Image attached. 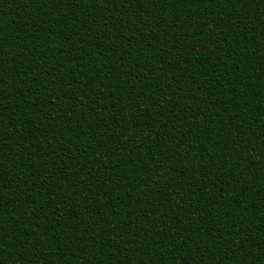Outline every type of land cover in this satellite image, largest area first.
Masks as SVG:
<instances>
[{"label": "trees", "instance_id": "obj_1", "mask_svg": "<svg viewBox=\"0 0 264 264\" xmlns=\"http://www.w3.org/2000/svg\"><path fill=\"white\" fill-rule=\"evenodd\" d=\"M0 264H264V0H0Z\"/></svg>", "mask_w": 264, "mask_h": 264}]
</instances>
